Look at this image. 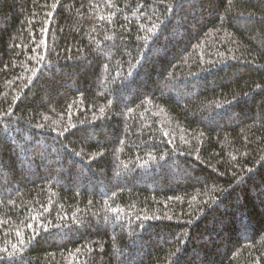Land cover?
<instances>
[{
	"label": "trees",
	"instance_id": "obj_1",
	"mask_svg": "<svg viewBox=\"0 0 264 264\" xmlns=\"http://www.w3.org/2000/svg\"><path fill=\"white\" fill-rule=\"evenodd\" d=\"M0 264H264V0H0Z\"/></svg>",
	"mask_w": 264,
	"mask_h": 264
}]
</instances>
